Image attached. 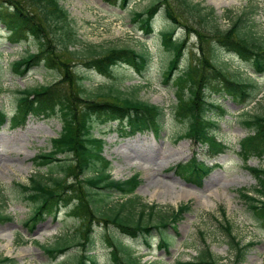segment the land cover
I'll return each instance as SVG.
<instances>
[{
	"label": "trees",
	"instance_id": "trees-1",
	"mask_svg": "<svg viewBox=\"0 0 264 264\" xmlns=\"http://www.w3.org/2000/svg\"><path fill=\"white\" fill-rule=\"evenodd\" d=\"M59 1L14 0L13 4H10L13 11L7 12L2 18L8 19L10 33H15L20 24L23 27L21 31H27L33 35L38 41V55L44 54V61H48L50 67H57L55 69L63 72L57 84L52 87L43 85L20 91L23 95L20 108L34 111L37 115L43 114L44 111L46 116L56 115V109L61 112L64 128L57 145L59 151L66 156L61 160L63 164L59 166L63 172H57V175L74 172L75 161L80 164L78 169L93 170V176L83 180L89 185L87 199L92 208H95L96 203L101 199L95 200V193L89 189L107 191L102 195V199H111L113 194H118L117 198L103 204L108 208L106 212L101 213L95 209L97 215L107 219V222H111L120 232L132 237L140 232L148 233L151 227L161 232L167 224L165 220L167 216L157 211V206L149 207L142 203L134 194L138 186L135 178L116 182L108 176L106 173L108 166L104 162L102 164L93 159V156L98 154L95 149L99 145L98 142L90 140V135L94 123L122 118H127L124 120L131 131H144L151 127L155 133H158L162 128L160 123L165 116L163 108L136 97L129 88L122 90L113 87H88L86 73L79 67L72 68L73 63H76L87 67V70L96 69L107 73L114 66L126 63L135 71L141 72L152 61V57L148 55L145 48L136 50L128 45H117L112 42H84L80 39L74 22L69 19V15ZM117 1H121L122 7L130 2V0H113L114 3ZM22 6L31 11L30 17H28L29 12L27 11L26 14ZM254 11L256 9L251 4L244 6L237 13H224L220 17L216 15L212 7L203 5L201 1L152 0L144 10L134 13L140 20L141 29L145 34L151 32L153 19L158 13H162L165 22L169 23L165 31L161 32V40L165 51L169 52V61L163 72V79L166 82L171 81L176 88V93L180 94L177 96V104L172 107L174 114L172 124L178 127L174 136L179 139L189 137L192 141L208 146L207 152L211 155L221 151L225 146L218 142L215 134L211 132L214 122L208 116V112L210 108L213 111H222V109L220 105H217V99L209 97L215 95L219 98H228L234 103L246 106L264 92V78H261L264 76V32L255 24ZM178 28L182 29L183 34L186 33L185 36H188L190 32L194 34L198 39V50H200L198 54L193 52L195 55L190 53L193 59L189 63L186 62L181 71L178 67L184 56V41L172 37ZM45 40L46 44L43 43ZM223 52L233 54L244 61L255 77H240L238 71L225 66L221 61ZM33 58L32 55L27 56L17 64L29 67L34 61L38 64L41 56ZM32 95L30 99L32 101H28ZM27 102L32 103L33 106L30 104L25 109ZM34 106L36 108H33ZM255 108L257 109L252 114L244 112L242 120L248 135L239 142L238 154L244 163L252 156L258 158L264 156V105L257 102ZM2 117L3 114L0 112V119ZM54 156L55 152L44 156L45 161H50ZM206 170L209 169L205 168L202 162L194 159L188 164L179 166V171L184 176L198 172L205 173ZM249 170L258 181L254 193L259 195V199L249 197V191L245 193L241 191L242 198L249 197L251 201H255L256 204L250 205V209L259 211V215L264 216V200H260L264 197V169L249 168ZM43 177L31 179L30 188L17 186L20 193L27 191L28 198L37 204L36 214L52 212L64 207L69 213L73 212L84 220L89 218V214L81 209L82 202L74 208L70 205L73 197H65L67 196L65 193L69 191L66 187L70 185L60 186L62 179L52 175ZM53 187L55 188L49 190ZM73 193L77 197V192ZM186 210L188 212L187 207L178 208L177 212L170 217L171 222L176 223L182 220L183 212L185 214ZM86 223H84L85 228ZM85 234L88 236V231ZM91 236L93 237V235L84 237L89 241ZM64 246L58 243L55 247H47L45 250L54 261L60 254L67 251ZM112 246L113 252L122 251L124 254L123 264H139L132 257L131 252L123 245L120 246V242ZM112 255L113 258H118L115 254ZM201 255L203 256L200 257V263H214L207 250ZM236 255L237 258L233 264L237 262L239 264L244 256L240 250H237ZM86 258L87 256L83 255L77 264H88L90 261ZM0 264H14V261L0 258Z\"/></svg>",
	"mask_w": 264,
	"mask_h": 264
},
{
	"label": "rangeland",
	"instance_id": "rangeland-1",
	"mask_svg": "<svg viewBox=\"0 0 264 264\" xmlns=\"http://www.w3.org/2000/svg\"><path fill=\"white\" fill-rule=\"evenodd\" d=\"M152 0H133L129 8L121 9V3L107 0H60L63 8L70 19L73 20L79 32V37L88 43H109L117 45H128L136 50L142 48L143 42L147 50L155 54V63L152 68V75L147 83L139 82L132 77L128 68L117 66L112 70L113 79L100 76L95 72L88 74L87 83L93 87L109 86L114 83L120 89H131L133 94L142 99L160 106H169L174 103L173 91L160 83L157 76L159 66L165 61L166 54L159 53L161 47L159 33L165 28V21L161 13L153 21V32L150 36H145L137 25L136 18L132 12H139L149 6ZM207 6H212L218 15L223 10H232L237 13L246 6L247 0H200ZM264 9V0H252ZM261 30L264 32V11L255 17ZM225 23V22H222ZM167 26V25H166ZM4 27L0 24V34H5ZM3 31V32H2ZM179 35V34H177ZM0 39V86L4 91L0 94V109H3L9 116L15 110L16 90L33 88L40 84L53 81L58 73L56 71H46L42 68L39 71H31L26 76L17 75L12 66L23 54L24 46H15L8 43L6 35H1ZM194 37L187 43L189 49H194L196 43ZM36 49L31 44L30 52ZM24 55H29L28 50ZM236 58L223 56L225 65L235 69L239 73L249 75L246 65ZM222 108L226 111L214 116L217 136L223 139L227 145L225 152L215 159H210L203 155L201 147L189 140L173 142L170 137L165 138L175 128L165 122V128L161 131L160 139H155L150 134L143 136H120L111 128L110 131L103 130L98 133L96 130L93 137L103 142L102 156L108 160L113 180H125L135 173H139L140 185L136 194L147 204L156 205L157 211H167L166 214L174 211L178 206L190 204V212L178 222V235L171 250L173 255L180 254L179 260H190L195 251L203 247L202 241L207 244L216 259L232 258L231 241L228 236L237 238L241 244L250 240L257 241L259 238L255 232L261 230L255 226L257 223L251 214H248L244 203L234 193V189L251 188L255 180L251 173L244 169L243 163L236 158L235 150L237 143L246 135L241 126L242 117L238 116V109L229 101L220 100ZM60 122L55 119L41 120L29 117L24 124L13 123V126L5 124L0 128V187L3 189L2 213L12 219L0 223V257L13 258L17 264H44L48 262V256L41 246L49 245L55 239L52 234L68 235L70 228L61 225L64 215L60 213L57 221L51 222L49 219L44 223H39L33 231L30 226H24L30 216V207L26 203H21L20 198H15L12 190L15 184H24L32 174V159L41 152L49 149V140L56 137L60 132ZM128 156L132 157L128 161ZM196 157L206 165L220 166L214 171L201 176V185L192 182L180 181L172 171V167L178 162H187ZM8 162V163H6ZM4 163L6 165H4ZM3 165V166H2ZM250 167L264 168V159L251 158L248 162ZM88 176L91 172H88ZM14 189V188H13ZM177 201V202H175ZM188 206V205H186ZM102 204L100 203V206ZM221 207L225 212V219L231 226L229 233H224L220 224L222 215L219 212ZM158 215V214H157ZM69 222V221H68ZM253 225V226H252ZM100 225L95 224L94 235L97 240L95 253L92 254L99 264H109L110 254L108 247L110 244L105 239L98 238L96 232H102ZM59 228V231H58ZM63 229V230H62ZM104 233L114 235L116 232L112 228H105ZM50 234V235H49ZM57 234V233H56ZM154 239H156L154 237ZM187 239V243H185ZM26 240H31L27 242ZM78 240V235L74 234L67 244ZM25 241L27 243H25ZM154 240L151 239V243ZM125 243L135 248L137 254L143 255L147 252V247L139 239L138 241L126 240ZM184 249H181V245ZM234 245L236 243L234 242ZM83 247H72L66 256H62L57 262L61 264H77L78 258L82 254ZM20 252H22L20 254ZM153 255L145 256V260L157 258L159 252L153 250ZM71 258H68V256ZM76 256V258H72ZM92 257V258H93ZM111 262V260H110ZM165 264L169 259L164 260ZM177 263V259L173 263ZM243 264H264V243H254L245 248V259Z\"/></svg>",
	"mask_w": 264,
	"mask_h": 264
},
{
	"label": "bare ground",
	"instance_id": "bare-ground-1",
	"mask_svg": "<svg viewBox=\"0 0 264 264\" xmlns=\"http://www.w3.org/2000/svg\"><path fill=\"white\" fill-rule=\"evenodd\" d=\"M127 160L128 161H131L132 160V157H130V156H128V158H127ZM6 163H8V162H6ZM4 165H6L5 163H4ZM3 166V165H2ZM5 172V169H1L0 170V173H4ZM175 202H177V201H175ZM22 252H20V254H21Z\"/></svg>",
	"mask_w": 264,
	"mask_h": 264
}]
</instances>
